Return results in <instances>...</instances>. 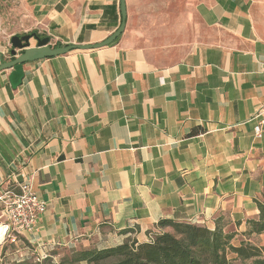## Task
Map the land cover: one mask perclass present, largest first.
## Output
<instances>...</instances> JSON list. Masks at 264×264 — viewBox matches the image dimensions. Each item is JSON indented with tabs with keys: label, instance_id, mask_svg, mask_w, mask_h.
<instances>
[{
	"label": "crops",
	"instance_id": "0c3cea01",
	"mask_svg": "<svg viewBox=\"0 0 264 264\" xmlns=\"http://www.w3.org/2000/svg\"><path fill=\"white\" fill-rule=\"evenodd\" d=\"M261 3L194 0L209 39L175 62L152 61L124 30L101 48L25 63L15 88L0 71V194L25 182L47 205L32 232L5 226L0 264L147 242L167 218L263 245L264 232L243 235L264 202V126L255 138L250 120L264 101ZM119 8L0 0V53L28 32L52 46L100 43Z\"/></svg>",
	"mask_w": 264,
	"mask_h": 264
},
{
	"label": "trees",
	"instance_id": "16d2710c",
	"mask_svg": "<svg viewBox=\"0 0 264 264\" xmlns=\"http://www.w3.org/2000/svg\"><path fill=\"white\" fill-rule=\"evenodd\" d=\"M257 206L259 214L255 220L247 221L244 236L264 232V202ZM157 226L167 231L153 233L147 242L128 239L103 249L69 248V255L58 262L46 258L24 260L21 264H232L231 259L239 264H264V244L241 240L234 245L231 240L235 234L225 232L221 225L209 229L167 218L159 220Z\"/></svg>",
	"mask_w": 264,
	"mask_h": 264
},
{
	"label": "rangeland",
	"instance_id": "374dc122",
	"mask_svg": "<svg viewBox=\"0 0 264 264\" xmlns=\"http://www.w3.org/2000/svg\"><path fill=\"white\" fill-rule=\"evenodd\" d=\"M261 1L264 6V0ZM193 6L194 0H127L125 34L152 61L159 64L175 62L193 44L209 39L210 32L199 22ZM259 30L264 35V19ZM240 240L242 238H233L231 242L237 245ZM254 242L262 240L256 238ZM52 252L57 262L69 255L68 248ZM231 262L239 264L233 259Z\"/></svg>",
	"mask_w": 264,
	"mask_h": 264
},
{
	"label": "water",
	"instance_id": "95a60500",
	"mask_svg": "<svg viewBox=\"0 0 264 264\" xmlns=\"http://www.w3.org/2000/svg\"><path fill=\"white\" fill-rule=\"evenodd\" d=\"M121 20L119 27L109 35L107 38L102 40L100 43L94 44H63L58 46H52L49 42L48 36L38 35L36 32H28L26 34H14L10 40L9 60H4L0 56V71L10 70L8 75L9 85L12 88L18 86L23 77V65L29 61L40 60L45 57L58 56L59 54H65L73 49L87 50L90 48H101L102 46L108 45L115 41L125 30V23L127 17V10L125 6V0H120ZM33 39L35 45L32 46L30 40Z\"/></svg>",
	"mask_w": 264,
	"mask_h": 264
},
{
	"label": "built area",
	"instance_id": "2783aa9c",
	"mask_svg": "<svg viewBox=\"0 0 264 264\" xmlns=\"http://www.w3.org/2000/svg\"><path fill=\"white\" fill-rule=\"evenodd\" d=\"M0 56L9 57V52L6 50L0 53ZM250 120L255 123L254 137L261 138L264 126V101L257 106ZM0 206H2L1 217L6 220L5 224L0 223V242H3L6 237L5 226L17 233L32 232L35 229L37 218L45 211L47 205L27 183L21 182L18 185V192L4 190L0 194ZM49 257V254L45 252L32 259L40 261Z\"/></svg>",
	"mask_w": 264,
	"mask_h": 264
}]
</instances>
